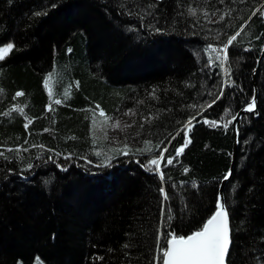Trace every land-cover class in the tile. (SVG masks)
Wrapping results in <instances>:
<instances>
[{"label":"trees","instance_id":"trees-1","mask_svg":"<svg viewBox=\"0 0 264 264\" xmlns=\"http://www.w3.org/2000/svg\"><path fill=\"white\" fill-rule=\"evenodd\" d=\"M263 4L0 0V40L15 44L0 59V264H154L158 228L202 226L223 181L234 264H264ZM223 45L224 67H203ZM252 72L257 111L239 118L232 157L231 120L253 95Z\"/></svg>","mask_w":264,"mask_h":264},{"label":"snow or ice","instance_id":"snow-or-ice-1","mask_svg":"<svg viewBox=\"0 0 264 264\" xmlns=\"http://www.w3.org/2000/svg\"><path fill=\"white\" fill-rule=\"evenodd\" d=\"M9 3H12L13 0H8ZM56 5L53 4L51 7H55ZM196 10L191 9L190 14H193ZM203 11V9H202ZM37 15L46 14V13H36ZM152 27V25H149ZM153 31L162 32L164 29L162 28H153ZM229 43H233V38L230 36L228 37ZM15 44L13 42H4L0 40V59H4L10 50L14 49ZM223 47H227V45H223ZM71 51V49H68ZM55 75L58 79H62V73H48V77L51 78ZM79 81H77V84ZM2 91V90H0ZM17 96L21 95V92L18 91L16 93ZM60 101L57 100V103ZM257 97L254 94L249 101L244 103V107L249 111L256 108ZM11 107L13 109L17 108L16 104H12ZM195 107V105H193ZM23 111V109H21ZM101 113H103V109H100ZM194 118L189 116L188 120H193ZM235 119V117H233ZM207 120V117H205ZM219 123V121H217ZM118 124L113 125V127H117ZM184 127V125H181ZM227 125H225L226 127ZM186 127L191 129L192 125L187 123ZM95 142V141H94ZM147 142V141H145ZM5 147L4 145H0V148ZM6 147L11 150L13 147L15 149H21L22 145H7ZM43 147V146H41ZM129 144L125 143L122 145V150L125 154L128 153ZM184 146L181 145L180 147L176 148V153L179 154ZM52 152L55 154L56 150L52 149ZM99 151L97 150V155H99ZM0 155H3L0 152ZM61 155L72 156L73 153H61ZM162 155V154H161ZM161 155H154L151 159L147 161V165L145 167L151 165L156 166L159 164L161 159ZM10 158V157H6ZM49 160H52L53 157H48ZM84 159H87L85 156ZM168 163L171 164L173 162V157H167ZM114 161V157L108 156L105 157L101 163V167H111ZM118 162V161H116ZM89 164L93 163L92 161H88ZM25 168H32V164H24L22 165ZM56 166L61 169H67V163H56ZM188 171L187 168L184 169ZM9 172L13 171L12 168L8 169ZM231 169L228 170L225 179H227L228 175H231ZM24 173H21L23 176ZM163 176V173H161ZM50 182V178L45 180L47 184ZM159 192L165 193L167 196L166 190L164 188H159ZM216 208L210 215H208L207 219L203 222L202 226L197 227L196 230L190 231V234L180 235L177 231H165L164 236L161 240L160 244V251L162 253L161 259L163 264H234V260L231 255L230 246L233 243L232 232L235 229L230 224L229 220V210L228 205L226 202V198L217 199L215 201ZM188 207H184L182 209V213L188 212ZM175 219V217H172ZM171 228V225H170ZM54 235V234H53ZM238 254H240L238 252ZM260 261L264 262V255H261Z\"/></svg>","mask_w":264,"mask_h":264},{"label":"rangeland","instance_id":"rangeland-1","mask_svg":"<svg viewBox=\"0 0 264 264\" xmlns=\"http://www.w3.org/2000/svg\"><path fill=\"white\" fill-rule=\"evenodd\" d=\"M261 7H262V5H261ZM260 7V8H261ZM264 13V9L262 10V14ZM235 35V34H234ZM233 35V36H234ZM232 36V37H233ZM143 38L141 37V38H136V40L135 39H133L134 40V43H136V42H138V44L139 43H141V45H143L144 43L143 42H141V40H142ZM145 45V44H144ZM261 52H262V49H261ZM261 52H260V54H259V56H258V58L256 59V64H258L257 66H259V62H258V59H259V57H260V55H261ZM193 54L195 55V58H198L199 59V55H198V53H196V52H194V50H193ZM205 55H206V57L208 58V60H204L203 61V64H202V61H201V65L203 66V67H216V65H215V63L213 62V61H216V62H219L221 65H222V67H224V63H225V58H226V53H225V47H221V48H219V47H217V46H210L207 50H206V52H205ZM264 56V55H263ZM263 58V57H262ZM262 58H261V60H262ZM258 62V63H257ZM199 63V62H198ZM256 64H255V67H256ZM253 78H254V81H256L257 79H256V75H253V72H252V81H253ZM254 83V82H253ZM252 93H253V95L255 94L256 95V97H257V84L254 86L253 85V87H252ZM222 93V91L220 92V94ZM252 95V96H253ZM247 114V113H246ZM243 115V114H242ZM241 115V116H242ZM116 121V122H115ZM192 121H194V120H190V121H188V123H190V122H192ZM116 124H118V122H117V120H112V121H110L109 122V125H108V128H109V131H112V129H114L115 131L114 132H117V134H119L120 132L122 133L123 131H122V129H115L116 127H113V125H116ZM127 124H129V123H127ZM99 126H101V120H100V124H99ZM121 133L119 134L120 136V139H122L123 137H122V135H121ZM35 174V171H33V172H28L27 173V176H26V178L28 177V179L30 178V176H32V175H34ZM218 195V194H217ZM163 225V224H162ZM159 228H160V230H159ZM158 228V234H157V236H158V240H159V238L160 237H162L163 238V236H164V233H163V235L160 233V232H163L162 231V229H164V227H159ZM160 241V240H159Z\"/></svg>","mask_w":264,"mask_h":264},{"label":"water","instance_id":"water-1","mask_svg":"<svg viewBox=\"0 0 264 264\" xmlns=\"http://www.w3.org/2000/svg\"><path fill=\"white\" fill-rule=\"evenodd\" d=\"M264 9V4L262 5V7H261V11ZM263 15V20H264V13L262 14ZM263 42H264V39H263ZM263 55H264V44H263V47H262V52H261V55H260V57H259V59H258V62L261 60V58L263 57ZM257 62V63H258ZM258 64H256V66H257ZM254 74V73H253ZM255 75V74H254ZM253 82H254V78H253ZM255 83V82H254ZM254 83H253V85H254ZM255 86V85H254ZM256 111H257V108H255V109H253V110H251V111H249L248 109H246L244 106H242L237 112H236V114L233 116V117H235V119H233V117H232V120H231V124H232V130H233V134H234V148H233V153H232V157H234V155H235V149H236V146H237V137H238V132H237V122H238V120H239V118L241 117V115L242 114H245V113H250V112H254V113H256ZM195 123V121H192L190 124L191 125H193ZM188 128L186 127V133H187V135H188ZM190 141V139H189V135H188V142ZM184 147H185V145H183ZM180 147V146H179ZM183 147V148H184ZM182 148V149H183ZM231 166V165H230ZM227 175V174H226ZM229 176V175H228ZM228 176H227V178H228ZM224 180H226L225 179V177L223 178ZM222 179V180H223ZM224 198V181L222 182V183H220V185H219V189H218V195H217V199H223ZM214 211H215V209H214ZM162 264H163V261H162Z\"/></svg>","mask_w":264,"mask_h":264},{"label":"bare ground","instance_id":"bare-ground-1","mask_svg":"<svg viewBox=\"0 0 264 264\" xmlns=\"http://www.w3.org/2000/svg\"><path fill=\"white\" fill-rule=\"evenodd\" d=\"M137 36V35H136ZM207 60H208V58H206ZM255 83H254V85H256L257 84V80L256 81H254ZM227 83H226V81H225V75L224 74H222V88H221V91H223V89H224V87H225V85H226ZM252 85H253V81H252ZM219 95H221V94H219ZM163 194V193H162ZM205 221V220H204ZM170 233V232H169ZM188 234H190V233H188ZM163 235V234H162ZM186 235V234H185ZM162 239V237H160V240ZM161 243V242H160ZM161 255H162V253H161V251H160V244L158 243L157 244V248H156V257H155V259H154V264H162V259L160 258L161 257Z\"/></svg>","mask_w":264,"mask_h":264}]
</instances>
